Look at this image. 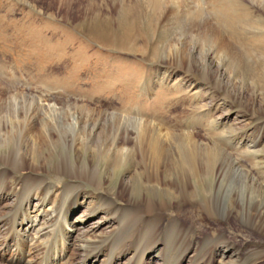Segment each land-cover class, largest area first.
I'll use <instances>...</instances> for the list:
<instances>
[{"label":"bare ground","instance_id":"obj_1","mask_svg":"<svg viewBox=\"0 0 264 264\" xmlns=\"http://www.w3.org/2000/svg\"><path fill=\"white\" fill-rule=\"evenodd\" d=\"M246 4L243 21L240 9H233L235 26L245 24L244 43L238 29L234 28L235 36L228 41L208 24L198 37L210 51L204 56L195 48L187 50L188 68L201 75L198 89L189 80L175 81L176 72L159 79L160 87L179 90L189 99L207 97L213 103L215 92H226L229 102L222 107L226 113L214 116L205 127L216 131L229 124L222 132L228 154L224 145L205 144L195 130H168L143 118L131 120L79 104L33 100L21 104L17 95L4 88L0 91V209L15 189L19 191L16 185L8 190L11 175L26 173L28 181L29 176H38L31 179L32 192L19 199L15 212L0 217V264H149L151 259L157 264H242L250 256H254L250 264H264L260 261L264 253L258 256L254 250L245 255L219 231L203 237L201 244L181 217L183 205L213 219L223 211L226 223L236 216L260 236L264 249V0H247ZM251 45L259 53H249ZM218 108L208 107L201 118L215 115L211 111ZM22 144L30 154H21ZM222 152L230 159L228 170L216 160ZM55 157L60 160L55 167L59 176L51 181L42 177L41 168L51 166ZM68 159L76 164L71 172L64 166ZM95 162L106 163L105 177ZM121 169L114 199L109 193L89 195L87 185L100 191ZM65 175L71 181L60 187L67 195L59 209L53 203L58 191L54 186L61 185ZM227 175L233 187L229 194L224 181L220 182ZM208 178L214 179L211 190L199 199L200 184ZM135 191L141 192L137 199L132 198ZM144 193L162 194L165 200L146 198ZM124 195L128 200L120 205L119 197ZM124 208L146 217L156 238L176 231L191 246L170 257L168 246L154 239L149 249L137 254L132 242L115 239ZM91 220L95 221L89 225ZM104 229L112 234L98 236ZM81 230L84 233L77 236ZM200 245L205 247L202 254H198Z\"/></svg>","mask_w":264,"mask_h":264},{"label":"rangeland","instance_id":"obj_2","mask_svg":"<svg viewBox=\"0 0 264 264\" xmlns=\"http://www.w3.org/2000/svg\"><path fill=\"white\" fill-rule=\"evenodd\" d=\"M246 3L247 0H0V91L4 88L17 95L18 99L15 100L21 104L25 101L32 103L31 100L40 104H79L131 120L143 118L168 130L185 133L195 130L205 144L224 145L228 154L230 148L225 146L222 132L227 130L229 124L225 129L223 127L216 131L205 127L211 118L226 113L222 108L229 102L226 92H215L217 100L213 103L207 97L202 100L189 99L179 90L160 87L159 79L176 72L175 81L189 80L198 89L201 75L188 68L187 50L195 48L204 56L210 51L198 37L200 30L208 24L228 41L232 40L236 31L242 35L245 24L242 22L239 25H242L241 28L235 26L233 9H240V19L243 21ZM241 38L243 41V35ZM256 48L254 45L247 47L252 54L259 53L260 49ZM251 71L249 73L253 77ZM206 89L210 90L208 87ZM218 106V110L211 111L215 115L204 120L201 118L208 107ZM20 151L21 154L31 152L24 146ZM216 160L219 166L223 164L225 169L230 168V159L225 152L219 154ZM59 161L55 157L51 166H41L42 177L54 181L59 176L55 170ZM73 161H65L66 172H71L74 166L76 168ZM95 164L99 165L101 176L105 177L106 163ZM123 170L118 171L111 181L107 180V185L103 187L105 190L97 191L87 185L89 195L101 193L108 196L109 193L114 199ZM16 175H11L8 190L13 191L16 185L19 191L15 189L17 192L14 190L7 197L4 207L0 209V217L11 216L15 212L19 199L32 192L29 187L31 179L38 178L33 174L28 181V174ZM227 176L220 182L224 181L228 190L225 193L229 194L233 187L230 186L231 178ZM61 178L62 184L54 186L58 191L53 197V203L59 209H63L67 195L60 187L71 181L68 175ZM210 181L213 183L214 179H204L200 184L199 199L206 197L207 191L211 190ZM140 193L135 191L132 198L137 199ZM144 195L158 201L165 200L162 194ZM119 199V204L123 205L128 197L124 195ZM222 199L228 201V198ZM197 210L191 205H183L181 217L193 229L191 235L201 244L205 240L203 237L219 231L245 255L254 250H257L258 256L264 253L260 236L238 217L233 216L226 223L223 211H219V217L213 219ZM122 213L119 214L122 223L114 231L115 239L119 243L125 240L132 242L137 247V254L149 249L154 239H160L161 244L168 246L170 257L191 246L176 231L167 235L163 233L156 238L153 226L146 225V217L137 216L133 209L124 208ZM94 221L91 220L89 225ZM83 233L84 230L78 231L77 236ZM111 234V230L105 229L98 232L102 238ZM71 242L76 244L74 237ZM204 250L205 247L200 245L198 254ZM72 251L76 253V247H72ZM253 258L250 256L242 264H250ZM260 261L264 263V258ZM149 264L157 263L151 259Z\"/></svg>","mask_w":264,"mask_h":264}]
</instances>
